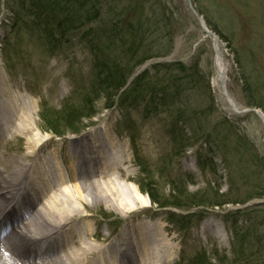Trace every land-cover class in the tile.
I'll return each instance as SVG.
<instances>
[{
  "label": "rangeland",
  "instance_id": "rangeland-1",
  "mask_svg": "<svg viewBox=\"0 0 264 264\" xmlns=\"http://www.w3.org/2000/svg\"><path fill=\"white\" fill-rule=\"evenodd\" d=\"M16 1L0 0V79L4 81L5 94L13 98L23 95L22 101L34 103L35 110L30 133L12 141H7V135V142L0 138V169L14 159L17 164H27L29 172L37 158L40 162L45 156H51V161L59 162L62 173L65 170L70 175L69 166L75 161V158L71 161L70 141L89 137L92 128L99 127L113 136L118 154L128 158L123 166L119 162L115 164L118 170L113 175L116 181L113 197L131 199L127 186L131 183L148 203L147 207L135 204L127 215H122L119 209L108 207L104 201L92 204L91 198L83 196L86 205L79 207L85 222L83 228L94 233L96 239L88 237L86 241L114 242L129 227L153 229L159 235V246L169 251L171 260L156 259L157 263L152 264H187L195 255L203 253L205 258L199 264H217V260L227 264L233 259L232 223L244 226L254 221L257 236L262 239L257 264H264V198L250 200L246 206L228 203L212 206L223 201L215 195L216 189L224 194L231 188L232 202L243 201L250 197L247 194L253 187V179L264 176L261 158L264 120L259 116L262 115L259 110L264 108V0H117L120 11L131 8L133 13L142 14L141 21L154 15L158 31L152 38H146L145 56H160L135 69V59L127 54L126 40L130 36L126 34V26L121 25L123 30L117 36L101 34L97 42L102 53L99 55V69L104 72L101 77L106 78L116 64L117 78L123 76L131 84L133 77L146 73L144 83L155 88L147 96H137L144 101L137 100L134 107H125L120 100L113 102L111 106L117 103L118 107L112 109L105 108L111 101L98 92L95 78L98 70L93 66V55L84 45L85 41L79 35L74 36L75 33L62 38L47 26L32 29L26 26L32 18L27 19V24L18 22ZM198 16L207 18L221 36H217L219 53L228 64L224 86L220 82L213 84L216 53L211 37L205 36L201 29ZM111 19L112 15L105 20L112 24ZM98 26L91 27L97 30ZM158 34L162 36L160 40H157ZM169 46H172L170 52L164 54ZM142 51L143 47L137 58ZM155 64L158 66L153 67ZM175 64L185 69L179 74L182 84L175 81L176 72L170 75L167 69ZM253 100L263 108L256 109L258 115L247 116L243 111L255 108L250 107ZM71 111L74 114L70 123L81 130L78 135L54 124L52 130L59 132L60 137L46 133L52 125L51 117L64 124L61 117L67 118ZM180 111L193 114L191 120L186 122L178 114ZM79 117H82L80 122ZM171 124L175 129L173 135L169 131ZM85 126L92 127L83 130ZM35 130L49 139L42 143V152L28 155L31 144L27 143L33 140ZM1 132L6 130L0 126ZM227 137L229 141L224 140ZM213 139L219 141L216 146ZM199 160L205 164V173L198 168ZM121 171L129 176L124 182L119 179ZM67 186L72 189L73 184ZM149 189L160 207L150 203L145 194ZM194 194L199 195L203 206L196 204ZM246 207L257 211L246 217L235 216V209ZM86 214L90 216L85 219Z\"/></svg>",
  "mask_w": 264,
  "mask_h": 264
},
{
  "label": "bare ground",
  "instance_id": "bare-ground-1",
  "mask_svg": "<svg viewBox=\"0 0 264 264\" xmlns=\"http://www.w3.org/2000/svg\"><path fill=\"white\" fill-rule=\"evenodd\" d=\"M218 46L216 42L213 84L223 85L228 64L223 61ZM3 82L1 78L0 126L6 132H1L0 138L6 141L8 135L7 141H12L30 133L35 104L5 94ZM91 134L93 137L70 141L71 161L75 158L69 166L70 175L62 173L59 162H52L51 156L40 162L37 158L27 173V164H17L14 159L0 169V264H152L157 263L156 259L171 260L169 251L159 246V235L153 229L126 228L119 241L105 245L108 240L101 239L104 246L86 241L88 237L95 239V235L83 228L85 222L79 208L86 205L83 196L91 198L92 204L104 201L122 215H127L135 204L147 207L148 203L131 183L127 185L131 199L113 197L116 184L113 175L118 170L115 164L119 162L123 166L128 158L118 154L113 136L104 129H92ZM32 136L33 140L27 143L31 144L28 155L42 152V143L49 139L36 130ZM51 163L53 169L49 168ZM120 175L123 182L129 177L122 171ZM70 183L72 189L67 186ZM19 202L24 206L18 205ZM15 213L19 219L13 218ZM89 216L83 215L85 219ZM30 241L34 242L27 243Z\"/></svg>",
  "mask_w": 264,
  "mask_h": 264
},
{
  "label": "trees",
  "instance_id": "trees-1",
  "mask_svg": "<svg viewBox=\"0 0 264 264\" xmlns=\"http://www.w3.org/2000/svg\"><path fill=\"white\" fill-rule=\"evenodd\" d=\"M17 2V14L15 13V19L19 22H22L23 24H27L28 18H32L33 21L28 23L26 26H30L32 29L34 27L44 29V26L50 27L54 30L55 33H58L62 38H65L72 33H75L74 36L77 37L79 35L85 42L84 45L86 48L90 50V53L93 55L94 59V68L98 70V73L95 72V78L98 80L97 87L100 89L99 94L101 96L103 95L104 99L107 101H111V103L108 102L107 106H111L113 104L114 98L119 94V92L122 91L123 87L127 83V79L125 77H119L117 78L118 74V68L111 67L109 72L105 75L106 78L101 77L104 72H102L101 69H99L100 65V58L99 55H102L100 52V48H98L97 42L98 39L101 37V34L105 33L107 35H118L120 33L121 25L126 26V34L130 36V40L127 41V54L132 58L135 59V62L133 64V68H138V66L142 65L145 61L152 59L153 57H159L160 55H153V56H145L147 51L145 50V41L146 38H152L154 35V32L158 31L157 28V20L154 18V15H151L150 18H148L146 21L142 20V14L138 15L133 13L134 10L131 8L127 12H122L119 9V2L117 0H18ZM119 9V11H118ZM20 14L22 16H20ZM112 15L113 19L112 24L110 22H106V17H109ZM137 18V19H136ZM102 22V24L100 23ZM205 22L207 25L211 28V30L218 34L217 31L213 30L211 27L210 22L205 18ZM94 24H99L97 30H95L93 27ZM110 26L111 28L109 30L105 29L106 26ZM66 34V35H65ZM161 35H157V40L161 39ZM221 37V36H220ZM124 39L123 37H120V40ZM125 40V39H124ZM144 43V44H143ZM143 51L141 53V56L137 58L138 52L142 49ZM171 50V46L167 47L164 54H168ZM100 52V53H99ZM105 63V62H104ZM158 65H154L153 67H157ZM169 74L176 72L175 81L178 82V84H182V80L180 79L179 74H183L184 67L180 64H175L173 66L167 67ZM158 70V69H157ZM145 74L143 73V77L136 76L133 82L130 84V86L123 91V93L119 94V101L122 105L125 107H134L135 102L138 100V102H143L144 99L140 100L137 96H147L151 92L154 91L155 88H152L148 83H144L145 80ZM119 76V74H118ZM112 82H111V81ZM110 89H112V93H110ZM106 94H109L108 97H106ZM124 97V98H123ZM129 97L132 99L129 100ZM123 98V99H122ZM124 103V104H123ZM152 103V102H151ZM150 107H152V104H149ZM257 107V108H263V105L260 104V102L253 100L250 104V107ZM148 108V107H146ZM156 111V110H155ZM264 111V108H263ZM74 111L70 112V115L67 118L61 117V119L64 120V124L59 123V119L51 117L50 118V125L46 130L51 131L53 134L60 136L59 132H54L52 129V126H58V128H66L68 129V133H78L81 130L73 128V124L70 123V117H73ZM178 114L182 115V118L185 119L186 122L190 121V115L188 112H179ZM91 116H88V118H91ZM247 116H252V114H249ZM83 117V116H82ZM81 117V118H82ZM42 118L44 123L46 124L47 118L44 115V112L42 114ZM81 118H78V122H80ZM181 121V120H180ZM222 125H228L226 122H222ZM176 126V123H175ZM174 126L169 125V131L171 135L175 133ZM177 134V133H176ZM176 134L174 136H176ZM184 137V136H183ZM182 137V134L180 133L181 140L184 141ZM224 140L229 141L230 137L224 138ZM219 143V141H215L213 139V145L216 146ZM238 146L243 147V144L237 143ZM182 146V145H181ZM263 163H264V156H261ZM205 164L203 161L198 162V168L200 172L205 173ZM253 187L249 190L248 196L245 200H236L235 202H232L231 199L232 196V189L225 191L224 194H221L218 189L215 190V195L219 196L220 200H223L221 202H214L212 206H222L226 203L228 204H239L241 206L246 205V203L250 200L254 199H261L264 197V176H258L255 177ZM149 198L151 203L157 204L158 207H160L159 202L157 201V198L152 194V192L149 191L145 192ZM194 197L197 200L198 206H203L202 202L199 201V195L194 194ZM174 205L175 202H172ZM177 205V204H176ZM259 206V205H257ZM255 206V207H257ZM254 211H257L255 209H247L246 210H235V216H248ZM172 218V216H171ZM184 219V218H183ZM233 232H232V241H231V247H232V256L233 259L228 261L227 264H257V261L261 257L259 255L262 250V239L257 236V230L255 229L256 223L253 221H248L244 226L233 224ZM234 248V250H233ZM205 258V254H201L199 256L195 255L187 264H199V260ZM217 264H222L221 260H217Z\"/></svg>",
  "mask_w": 264,
  "mask_h": 264
},
{
  "label": "water",
  "instance_id": "water-1",
  "mask_svg": "<svg viewBox=\"0 0 264 264\" xmlns=\"http://www.w3.org/2000/svg\"><path fill=\"white\" fill-rule=\"evenodd\" d=\"M204 31L207 32L208 35H211V34H212L211 32H209V31H207V30H205V29H204ZM213 38H215V37H213ZM215 39H216V38H215ZM213 41H214V40H213Z\"/></svg>",
  "mask_w": 264,
  "mask_h": 264
}]
</instances>
